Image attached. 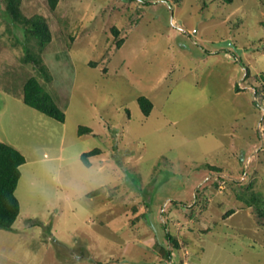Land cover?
<instances>
[{
  "label": "rangeland",
  "instance_id": "374dc122",
  "mask_svg": "<svg viewBox=\"0 0 264 264\" xmlns=\"http://www.w3.org/2000/svg\"><path fill=\"white\" fill-rule=\"evenodd\" d=\"M6 8L0 141L25 163L0 264H264V0H19L43 47ZM30 76L63 122L23 102ZM251 192L262 212L225 224Z\"/></svg>",
  "mask_w": 264,
  "mask_h": 264
},
{
  "label": "trees",
  "instance_id": "16d2710c",
  "mask_svg": "<svg viewBox=\"0 0 264 264\" xmlns=\"http://www.w3.org/2000/svg\"><path fill=\"white\" fill-rule=\"evenodd\" d=\"M7 8L9 19L16 20L19 23H22L23 30L25 34L30 37L32 36L36 40L40 47H43L46 43L50 41V32L48 27L40 15H33L30 18L23 16L18 8L19 0H4ZM59 0H47V4L50 9H55L56 4ZM227 3L232 2V0H223ZM114 33H117V30L113 28ZM122 44L121 40H118L117 46L120 47ZM26 59L34 62L38 65L39 70L45 76L46 79L49 78V73L46 70L45 65L42 63V60L33 56L29 53V50H26ZM22 100L28 106L44 113L45 115L56 119L57 121L63 122L65 120V112L57 105L53 96L45 90L42 84L34 76H30L23 84L22 88ZM139 107L144 115H148L152 108V102L145 96L138 97ZM91 129L86 126H79L78 133H89ZM99 150L94 148L92 150L81 153L80 159L84 165L89 166L88 157L93 154H97ZM25 163V156L13 145L0 141V228L11 230L12 225L15 219L18 216L20 206L19 201L15 195V189L17 187L18 180L20 178V166ZM211 168L215 169L214 166ZM217 169V168H216ZM252 185L251 181L248 183ZM249 188V186H248ZM99 191V188L93 189L88 192L87 195H95ZM145 191L140 190L139 193H144ZM238 198L240 194L236 193ZM252 196V197H251ZM250 201L244 200L247 205L256 206L258 213L260 214L259 204L257 203V197L254 192L250 194ZM264 206V202H262ZM232 210H228L225 215H228ZM224 215V216H225ZM263 215V214H261ZM264 216V215H263ZM264 218V217H263ZM168 239L173 243L174 248L178 246L177 240L172 238L168 234ZM170 256V251L166 252Z\"/></svg>",
  "mask_w": 264,
  "mask_h": 264
},
{
  "label": "crops",
  "instance_id": "0c3cea01",
  "mask_svg": "<svg viewBox=\"0 0 264 264\" xmlns=\"http://www.w3.org/2000/svg\"><path fill=\"white\" fill-rule=\"evenodd\" d=\"M242 201V200H241ZM250 207H252L253 208V206L252 205H247L246 203H245V206L243 207V206H239V207H237V208H234V207H231L230 209L232 210L228 215H225L224 217V219H223V222L226 224V221H229V220H232L236 215H239L240 214V211L241 212H244V211H249V210H247L246 208H250ZM230 209H228V210H230ZM228 210H226V211H228ZM225 211V212H226ZM245 213V219H248L249 217H251V214H248V213ZM226 214V213H225ZM249 215V216H248ZM250 221V220H249ZM263 223H264V221H263ZM238 227H236V229H237Z\"/></svg>",
  "mask_w": 264,
  "mask_h": 264
}]
</instances>
